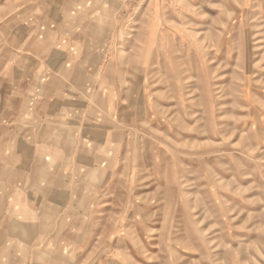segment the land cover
<instances>
[{"label": "rangeland", "instance_id": "rangeland-1", "mask_svg": "<svg viewBox=\"0 0 264 264\" xmlns=\"http://www.w3.org/2000/svg\"><path fill=\"white\" fill-rule=\"evenodd\" d=\"M28 38L96 56L117 136L96 239L52 264H264V0H0V58Z\"/></svg>", "mask_w": 264, "mask_h": 264}, {"label": "crops", "instance_id": "crops-1", "mask_svg": "<svg viewBox=\"0 0 264 264\" xmlns=\"http://www.w3.org/2000/svg\"><path fill=\"white\" fill-rule=\"evenodd\" d=\"M28 40L0 58V264H52L64 243L96 239V180L111 160L100 148L117 141L112 127L101 139L96 123L115 121L96 118L84 89L96 56L34 55Z\"/></svg>", "mask_w": 264, "mask_h": 264}]
</instances>
